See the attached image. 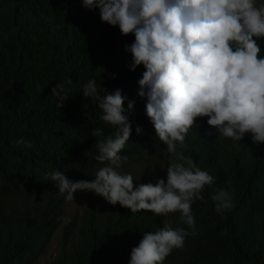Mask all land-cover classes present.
<instances>
[{
  "label": "trees",
  "instance_id": "obj_1",
  "mask_svg": "<svg viewBox=\"0 0 264 264\" xmlns=\"http://www.w3.org/2000/svg\"><path fill=\"white\" fill-rule=\"evenodd\" d=\"M134 39L102 22L99 9L84 8L82 0H0V264H33L60 228L61 254L50 264H129L145 232L165 224L193 232L179 212L132 213L91 191H85L82 213L67 217L65 197L49 178L61 171L72 181H91L103 166L95 160L96 141L115 130L100 120L97 102L84 97L89 79L135 101L131 135L120 153L129 159L119 172L130 173L134 185L155 184L166 179L170 163L180 162L156 136L146 100L138 96L145 69L131 71L125 51ZM257 43L264 56V37ZM66 78L73 83L58 109L51 88ZM94 128L103 135L93 136ZM20 139L24 143L17 144ZM184 143L178 153L191 157L214 183L205 186L203 201L192 204L195 234L163 264H264V143L250 135L236 142L222 137L207 117L197 119ZM219 189L235 205L222 215L211 200Z\"/></svg>",
  "mask_w": 264,
  "mask_h": 264
},
{
  "label": "clouds",
  "instance_id": "obj_2",
  "mask_svg": "<svg viewBox=\"0 0 264 264\" xmlns=\"http://www.w3.org/2000/svg\"><path fill=\"white\" fill-rule=\"evenodd\" d=\"M82 6L99 9L101 21L118 26L122 35H134L125 51L132 57L131 71L141 65L145 69L138 80V96L146 100L156 136L180 162L170 163L166 179L155 184L137 186L130 173L119 172L129 159L120 153L131 135L129 114L135 101L122 95L121 89L109 93L89 79L82 88L84 97L97 102L100 120L115 130L113 136L96 141L95 160L103 166L91 181H72L61 171L51 172L49 178L66 202L74 201L77 191H91L132 213L179 212L180 221L192 233L165 224L145 232L131 249L129 264H163L173 250L183 248L188 235L195 234L192 204L203 201L205 186L214 183L213 176L177 150V145L186 147L185 138L197 119L207 117L210 128L234 142L250 135L254 143H264V56L259 55L257 43L264 37V4L257 0H82ZM72 83L66 78L51 88L58 109L69 96L66 85ZM136 131L142 129L137 126ZM91 134L100 137L103 132L94 128ZM211 200L221 215L235 207L225 189L212 194Z\"/></svg>",
  "mask_w": 264,
  "mask_h": 264
},
{
  "label": "rangeland",
  "instance_id": "obj_3",
  "mask_svg": "<svg viewBox=\"0 0 264 264\" xmlns=\"http://www.w3.org/2000/svg\"><path fill=\"white\" fill-rule=\"evenodd\" d=\"M95 177H93L94 179ZM85 191H77L74 194V201L67 202L66 204V214L67 217H75L80 215L84 208ZM61 228L55 232L50 246L48 249L40 256V258L33 264H50L57 260L61 254Z\"/></svg>",
  "mask_w": 264,
  "mask_h": 264
}]
</instances>
